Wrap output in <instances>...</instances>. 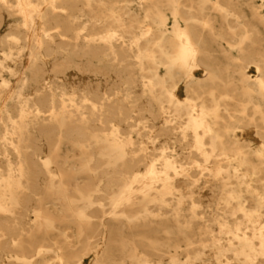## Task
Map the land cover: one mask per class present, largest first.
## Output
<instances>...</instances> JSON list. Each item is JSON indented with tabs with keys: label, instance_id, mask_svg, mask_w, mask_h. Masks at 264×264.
<instances>
[{
	"label": "bare ground",
	"instance_id": "bare-ground-1",
	"mask_svg": "<svg viewBox=\"0 0 264 264\" xmlns=\"http://www.w3.org/2000/svg\"><path fill=\"white\" fill-rule=\"evenodd\" d=\"M134 1L0 0V264H264V0Z\"/></svg>",
	"mask_w": 264,
	"mask_h": 264
},
{
	"label": "rangeland",
	"instance_id": "rangeland-1",
	"mask_svg": "<svg viewBox=\"0 0 264 264\" xmlns=\"http://www.w3.org/2000/svg\"><path fill=\"white\" fill-rule=\"evenodd\" d=\"M138 0H135L134 2H132L131 4H130V7H131V9H132V11H131V13H130V16L128 17V19L126 20L127 22H128V20H129V18H131V19H136V18H138V16L136 15V13H135V11H133L134 9H135V5H136V2H137ZM246 2L247 3H250L251 1L250 0H246ZM261 1L260 0H254V3L253 4H255V6H259L258 4L260 3ZM258 9H259V11H261L262 13H264V8H259L258 7ZM245 12H246V15H247V17L249 16V11H248V9L245 7ZM218 18V17H217ZM168 23H171V21H168ZM223 46L227 49L228 48V46L225 44V43H223ZM216 49H217V47H216ZM218 50V49H217Z\"/></svg>",
	"mask_w": 264,
	"mask_h": 264
}]
</instances>
